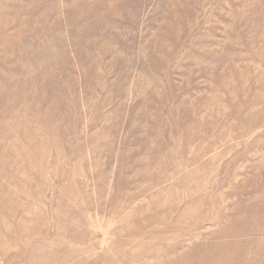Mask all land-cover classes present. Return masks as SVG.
I'll return each instance as SVG.
<instances>
[{"label": "rangeland", "instance_id": "1", "mask_svg": "<svg viewBox=\"0 0 264 264\" xmlns=\"http://www.w3.org/2000/svg\"><path fill=\"white\" fill-rule=\"evenodd\" d=\"M0 264H264V0H0Z\"/></svg>", "mask_w": 264, "mask_h": 264}]
</instances>
